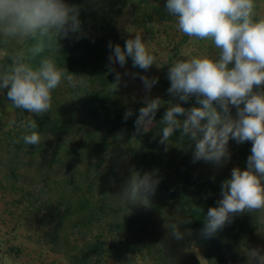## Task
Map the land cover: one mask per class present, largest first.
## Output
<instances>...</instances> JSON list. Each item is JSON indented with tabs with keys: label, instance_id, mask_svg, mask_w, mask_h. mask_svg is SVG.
Segmentation results:
<instances>
[{
	"label": "clouds",
	"instance_id": "obj_1",
	"mask_svg": "<svg viewBox=\"0 0 264 264\" xmlns=\"http://www.w3.org/2000/svg\"><path fill=\"white\" fill-rule=\"evenodd\" d=\"M255 7V0H164V9L175 18L178 31L197 41H211L213 54L206 49L167 64L170 83L166 91L179 102H167L157 121V111L165 102L145 95L134 120L137 134L155 129L165 151L178 131L179 140L190 142L193 163L223 167L231 157L230 140L251 143L245 168L230 170L220 184L215 207L207 210L204 232L209 236L245 212H258V222L264 225V15H257ZM126 31L134 35L124 40L123 48L108 43V72L113 74L110 85L114 91L122 79L114 65L124 67L130 59L133 67L145 72L153 65L159 68L142 33ZM86 36L79 7L67 0H0V96L12 108L35 116L49 112L52 92L63 82L71 87L86 86L87 76L58 66L54 55L61 52L58 41ZM139 78L146 93L158 82L157 77L139 74ZM193 98L194 106H182ZM131 116L133 111L127 109L123 119ZM23 127L30 130L21 137L23 142L39 145L36 120L29 119ZM158 183L156 170H133L115 196L125 207L144 205L141 201L149 203ZM179 223L175 218L166 225L177 240L183 236ZM262 252L248 250L249 264H264Z\"/></svg>",
	"mask_w": 264,
	"mask_h": 264
},
{
	"label": "trees",
	"instance_id": "obj_2",
	"mask_svg": "<svg viewBox=\"0 0 264 264\" xmlns=\"http://www.w3.org/2000/svg\"><path fill=\"white\" fill-rule=\"evenodd\" d=\"M67 2L79 7L87 36L78 41L59 40L61 52L54 55L58 66L71 74L87 76L84 77L86 86L71 87L63 82L52 92L51 109L41 116L15 109L16 125L1 143L9 142L5 146H12L21 157L40 149L64 162L69 184L74 185V176L78 180L74 191L84 199L81 211L88 213L85 225L104 224L102 227L106 233L117 235L115 245L125 243V239L120 238L135 235L141 240L129 241L134 249L137 252L145 249L147 254L163 256L152 260L153 264H163L167 255L164 256L163 248H155L151 239L154 230L163 224L161 216H168L172 210L171 220L179 218L178 227L184 237L178 242L177 264L190 263L187 249L192 240L199 244L208 243V264H226L225 233L231 231L232 242L251 235L254 228L250 224L256 223L258 213L235 215L230 224L211 236L204 232L207 210L215 207V201L219 199L224 171L208 162L193 163L190 142L179 140L178 131L171 138L167 151L158 142L155 129L146 134L136 133L134 110L122 103L118 89L113 90L110 85L113 74L108 72V43L114 44L112 34L116 23V17L110 12L118 1ZM9 104L10 101L0 96V107ZM127 109L133 111V116L125 121L123 114ZM29 119L36 120L41 137L39 145H26L21 139L30 131L23 127ZM133 170L140 173L156 170L159 183L154 194L148 197L149 203L141 201L144 205L125 207L115 195ZM94 200L93 206L90 201ZM97 244L95 242V248L100 250ZM167 244L164 242V246ZM235 264H249V261Z\"/></svg>",
	"mask_w": 264,
	"mask_h": 264
},
{
	"label": "rangeland",
	"instance_id": "obj_3",
	"mask_svg": "<svg viewBox=\"0 0 264 264\" xmlns=\"http://www.w3.org/2000/svg\"><path fill=\"white\" fill-rule=\"evenodd\" d=\"M117 1L110 12L116 17L112 34L114 45L119 44L123 48L124 40L134 35L126 29L141 32L142 39L152 46L159 66H150L145 72L133 67L130 59L126 60L124 67L114 65L122 77L117 89L122 94V103L134 110L135 118L138 109L143 106L145 95L149 98L160 97L165 104L157 111L155 119L158 121L167 102H179L178 98L166 91L170 83L167 64L178 57L195 55L197 51L206 49L213 54L211 41H197L179 32L175 18L164 9V0ZM255 4V13L264 15V0H255ZM125 72L128 74L125 75ZM132 73L138 75L133 77ZM139 74L158 78L150 92H145ZM194 103L193 98L186 104L182 103V106L188 108ZM16 117L17 112L11 104L0 107V264H153V259L164 258L147 254L145 249L137 252L129 242L134 238L141 240L135 235L120 238L125 239V243L115 245L117 235L106 233L102 227L104 224L86 226L88 213L81 211L83 196L74 191L78 180L74 176L75 186L69 184L64 162L36 148L33 153L21 157L12 146H5L9 142H5V145L1 143V139L16 125ZM250 147V142L236 144L229 141L230 160L223 167L213 164L224 171L222 181L229 177L234 166L245 168ZM90 202L94 206L95 200ZM171 213L172 210L168 216H161L163 224L154 230L151 239L154 247L158 250L163 248L164 256L167 255L163 264H177L178 242L184 240V237L175 239L166 227ZM255 220L256 223H249L254 228L252 234L243 236L237 242H232L231 231L225 233L226 264L249 261L250 249L264 250V225L257 218ZM95 242L99 243L97 246H100V250L95 248ZM164 242L168 244L164 246ZM207 248L208 243L199 244L192 240L187 249L191 259L188 264H208Z\"/></svg>",
	"mask_w": 264,
	"mask_h": 264
}]
</instances>
